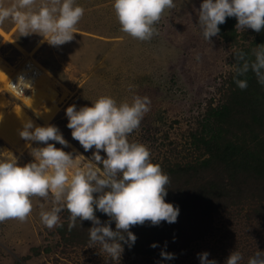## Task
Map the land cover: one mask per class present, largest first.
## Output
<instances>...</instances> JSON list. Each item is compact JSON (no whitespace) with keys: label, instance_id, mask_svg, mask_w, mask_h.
Listing matches in <instances>:
<instances>
[{"label":"rangeland","instance_id":"obj_1","mask_svg":"<svg viewBox=\"0 0 264 264\" xmlns=\"http://www.w3.org/2000/svg\"><path fill=\"white\" fill-rule=\"evenodd\" d=\"M202 2L174 0L176 7L165 10L155 25L157 34L148 41L134 39L121 31L114 0H76L85 9L77 25L78 32L71 42L58 47L49 45L38 34L20 36L9 21L0 26V68L4 67L6 73L12 72L29 62V58L47 68L55 100L38 111L43 114L48 108L57 107L45 122L25 104L26 95L9 88V82L5 87L0 81L2 120L17 108H23L41 126L58 127L68 146L50 143L73 155H83L84 163H95L89 160L95 149L85 152L72 138L66 108L73 104L77 109L90 106L101 95L112 96L118 103L125 99L130 102L133 95L148 96L150 110L128 139L145 144L152 162L159 164L169 176L165 200L170 195L173 199L184 194L191 202L188 209L179 213L175 223L152 226L146 222L131 227L130 231L137 237L135 244L129 248L121 242L124 251L119 261H113L101 252L99 244L90 246V221L82 224L77 221V226L69 231L70 214L65 209L60 213L63 227L48 229L41 222L40 211L42 207L50 209L51 201L33 197L32 213L26 221L9 219L0 223V264H200L197 254L205 251L210 260L225 264L233 250L242 254L240 264H247L258 249L264 251V196L256 190L259 183L255 177L242 172L237 181L242 188L239 194L233 199L214 200L206 195L199 198L202 194L197 191L202 190L207 180L220 181L217 176L222 175H216L217 170L213 168L199 167L198 175L187 170L210 155L199 137L209 135L208 123L212 119L206 120L218 108L225 106L231 110V120L238 125L234 127L236 133L239 137L246 136L245 143L251 150L260 138L264 142V117L257 120L259 115L252 108V98L264 94V85L249 70L245 76L236 77L247 80V88L240 89L234 81V69L238 65L233 55L243 51L247 58L254 59L252 50L264 44L258 41L262 30L247 28L241 32L235 27L236 18L228 17L219 25L223 30L210 43L203 38L198 25L196 10ZM34 89L31 84L28 92ZM37 146L44 145L26 142L19 135L16 140L8 141L0 134V159L14 154L20 164L28 163L33 160L30 154L33 147ZM100 154L106 156L103 151ZM233 187V190L239 189L237 185ZM96 215L102 223L109 220L98 210ZM110 226L115 230V221ZM153 243L158 246L151 247ZM162 250L173 253L175 258L163 259Z\"/></svg>","mask_w":264,"mask_h":264},{"label":"clouds","instance_id":"obj_2","mask_svg":"<svg viewBox=\"0 0 264 264\" xmlns=\"http://www.w3.org/2000/svg\"><path fill=\"white\" fill-rule=\"evenodd\" d=\"M113 7L121 31L148 41L157 34L155 25L165 10L176 5L174 0H114ZM196 11L203 38L210 43L228 17L236 18L235 27L241 32L247 28L264 30V0H203ZM84 12L76 0H0V26L9 21L20 36L38 34L49 45L58 47L74 39ZM233 55L238 65L234 81L240 89L247 88V80L236 77L245 76L249 70L264 85V44L252 50L254 59L247 58L243 51ZM150 105L148 96L133 95L130 102L125 99L118 103L112 96L101 95L90 106L77 109L73 104L66 108L72 138L85 152L95 149L89 159L95 163H84L83 155H73L50 143L68 146L55 125L38 126L31 119L22 121L19 137L44 146L33 147V160L25 164H20L14 154L0 159V223L9 219L26 221L32 213L33 197L50 200L51 208L42 207L40 211L41 222L48 229L63 227L60 213L66 209L70 214L69 231L77 226V221H90V246L99 244L101 252L119 261L123 244L131 248L137 239L131 227L146 222L152 226L177 222L179 207L165 200L169 176L152 162L145 144L128 139L139 128ZM97 210L109 220L102 223ZM112 221L115 230L110 226ZM197 255L200 264H217L215 259L208 258L207 251ZM161 257L172 260L175 255L162 250ZM242 259V254L233 250L225 264H240ZM247 264H264V251L258 249Z\"/></svg>","mask_w":264,"mask_h":264},{"label":"trees","instance_id":"obj_3","mask_svg":"<svg viewBox=\"0 0 264 264\" xmlns=\"http://www.w3.org/2000/svg\"><path fill=\"white\" fill-rule=\"evenodd\" d=\"M220 30L223 27L220 26ZM259 43L264 42V30H262L259 38ZM264 93V86L262 87ZM254 107H252L257 116V120L263 119L264 117V94L258 95L252 98ZM261 110V111H260ZM231 110L225 106L218 108L217 110L211 111L210 116L207 117L206 122L211 118L212 120L208 123L209 135H201L200 141L205 143L207 150L210 152L206 158H201L196 164L191 165V169L194 175H198L199 167L207 169L217 170V176L220 181L207 180L202 190L197 191L202 195L199 198H203L205 195L211 197V199H221L239 194L240 177L242 172L248 173V175L255 177L256 190L259 193L262 192L264 196V142L263 137L259 139L256 147L251 148L245 143V137L236 133L234 127L238 128V125L231 120L229 114ZM232 115V114H231ZM215 121L217 126L215 127ZM205 122V123H206ZM204 123V124H205ZM215 164V165H214ZM208 173V172H207ZM227 178V180H224ZM242 181H246L242 179ZM232 185V186H231ZM233 185H237V190H233ZM228 186H231L228 188ZM197 196V194H195ZM187 196L181 195L178 198L171 199V195L166 199L168 202L179 207V213L188 209L191 205L190 201H187ZM209 199V200H211ZM212 203V202H210Z\"/></svg>","mask_w":264,"mask_h":264},{"label":"bare ground","instance_id":"obj_4","mask_svg":"<svg viewBox=\"0 0 264 264\" xmlns=\"http://www.w3.org/2000/svg\"><path fill=\"white\" fill-rule=\"evenodd\" d=\"M27 61V63L24 62L23 65L21 64V66L17 67L16 69L11 68L12 70L14 69L12 72L11 70H7L8 73L5 72L4 67H1L0 71H2V73L0 74V81L3 85H5V87L7 86V82H9V88H13L14 91L21 95H26V97L23 96L26 100H28H25V104L27 106H31L34 112L38 113V115H40L45 122H48L51 116L57 110V107L54 105L55 107L53 106L51 110L48 108L49 112L48 110L43 111V114L38 111V109L40 107L42 109V106H46V103H50V101L53 102V100H55L54 94L52 95V88L50 87V83L52 82L51 73L47 68L43 66L40 67L37 63L32 61L31 58H29ZM31 84L35 86V89L29 93L28 89L29 85ZM26 92L28 93L25 94ZM26 111L27 110L19 107L14 113L5 115L6 117H3V120L0 118V134L4 137V139L6 138L8 141L16 140L18 129L22 127V121L31 119L35 125L41 126L39 123L34 121Z\"/></svg>","mask_w":264,"mask_h":264}]
</instances>
